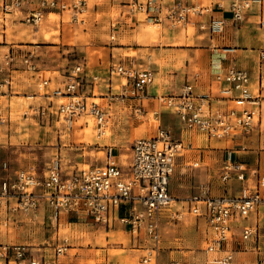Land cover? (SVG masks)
Returning <instances> with one entry per match:
<instances>
[{"label":"built area","instance_id":"2783aa9c","mask_svg":"<svg viewBox=\"0 0 264 264\" xmlns=\"http://www.w3.org/2000/svg\"><path fill=\"white\" fill-rule=\"evenodd\" d=\"M97 3H118L129 13H139L154 23L167 21L173 27L196 24L201 31L210 35L222 33L226 20H198L212 12L213 6L222 8V1H228L230 20L240 23L253 4L264 0H96ZM203 1H209L205 4ZM30 0H0V22L10 17H20V21L30 27H39L53 12L67 13L70 22H83L88 9V0H38L36 8L24 11ZM196 19V21H194ZM259 25L264 26V11ZM113 41L117 31L116 21L110 23ZM33 53L18 47H10L0 55V95L8 93L14 84L15 65L19 63L23 73H32L37 79L36 87L43 92L50 105L38 106L32 112L39 119L50 121L51 117L65 131L82 121L83 127L90 119L97 138L109 130L112 105L124 100L134 101V113L141 114V101L147 96V87L153 83L154 73L148 69L112 66L110 74L123 79L118 94L108 93L102 97L105 106L91 97L80 93L87 78L97 82L96 75H88L85 66H74L65 81L54 86L50 78H43L32 60ZM214 92L200 93L191 84H184L176 94L152 96L157 105L177 116L181 128L195 131L209 139L232 140L241 136L260 119V106L264 102V49L258 53V71L252 81L250 73L235 66L214 74ZM55 107L51 110L53 101ZM222 103V104H221ZM158 123L153 137H140L130 146L128 161L120 163L112 155L114 147L104 145L103 165H87L69 175L62 176L58 158L49 162L41 173L33 167L9 173L6 162L0 164V210L7 213L6 220L14 221L9 215L26 214L44 204L50 213L52 223L59 214L83 215L97 226L110 229L114 223L128 228L133 238L142 232L148 241L143 248L138 264H161L158 260L160 231L159 221L163 214L170 220L181 221L184 211L175 208L181 202L187 205L186 212L201 218L209 231L205 252L212 254L220 250L233 237V222L246 219L260 205L264 204V175L251 172L254 183L233 196L212 197L207 189L200 194L178 200L168 192L169 179L173 173L175 157L184 146L181 141H171L168 132L159 125V112H151ZM25 115V113H24ZM6 116L0 108V125ZM230 152L220 171V181L234 178L246 181V168L230 161ZM240 239L244 242L259 236L257 225H243ZM68 240L63 238L52 248H37L36 251L25 244H0V264H74L66 258ZM166 264H182L176 259ZM211 264H234L233 254L228 252Z\"/></svg>","mask_w":264,"mask_h":264},{"label":"rangeland","instance_id":"374dc122","mask_svg":"<svg viewBox=\"0 0 264 264\" xmlns=\"http://www.w3.org/2000/svg\"><path fill=\"white\" fill-rule=\"evenodd\" d=\"M58 19V16L50 15L47 22L39 27L23 26L22 30L29 31L30 37L34 39L29 44L38 46L27 50L33 53V63L42 71V76L50 78L52 83L56 79L57 81L65 79L74 66L78 64L85 66L87 74L96 75L99 80L91 82L87 78L83 81L80 93L99 98L94 101L105 106L102 97L108 93L118 94L121 90L120 84L124 82L119 76L110 74L112 66L117 62L111 61L112 52L107 49L112 45L108 44L110 40L107 29H85L84 26L53 29ZM180 30L171 29V31ZM144 31L148 34L157 33L156 35H158L160 33L164 36L163 29H159L158 26L144 29ZM165 31L168 32V29ZM185 31L188 37L194 34V29L189 25ZM185 31H180L177 35L185 34ZM140 33L139 30L127 32L124 35L126 40L123 42L132 47L146 49V51L136 54V50L129 49L124 51L126 52L124 55L127 54L131 61L141 69L158 73L155 74L151 84L157 86L161 75L162 78L163 76L166 78L173 71H177L178 65L175 67L177 63L175 65L173 63L180 61L181 57L175 51L160 49V44L167 49L184 46L180 43L164 46L167 43L156 41L155 38H149L147 34L141 35ZM45 35L48 36L47 39H44ZM140 41L141 43L149 41V44H141ZM166 83L168 84V82ZM12 90L11 96L13 97L10 101L8 100L10 109L6 114L4 110L7 120L0 125V141L2 143L0 144V164L6 162L10 174L29 167H33L37 173H41L55 158H58L62 174L65 175H69L79 168H86L87 165L100 166L105 163L104 155L101 152L104 145L113 146L117 151L114 150L112 155L118 153L119 162L125 163L128 161L130 146L135 139L154 136V129L158 123L153 119L151 112L158 111L159 125L168 132L171 141L178 142L182 138L185 144L187 141L196 142L194 149H184L181 151L183 156L177 158L170 177V192L172 190L181 193L177 194L179 196L187 197L198 194L199 189L209 190L211 185L217 187L220 184L218 178L220 168L216 162L218 161L216 156L221 155L222 147L225 146L224 142L212 143V146H216L214 150L213 147L209 148V143L206 144L205 136L181 132L176 116L168 113L164 107L156 105L151 100L144 101L141 114L134 113V101L124 100L112 105L109 111L108 135L97 138L92 122H89L90 126L85 130L82 121H79L71 131L61 129L60 131L57 124L38 119L32 111L39 104H45L47 100L40 95L43 91L39 90L31 80H20ZM159 93L156 91L157 95H165ZM6 101V98H0V108L7 109L5 108ZM259 116L262 122L261 132L257 137L258 142H261L264 141V108L260 111ZM257 128L259 129V127ZM205 145L207 148L204 151H215L216 154L212 156L213 154L210 152L202 156L199 153L200 160L204 159L203 162L199 161L197 165L189 163L191 159L197 158L198 151ZM259 209L261 212L259 218L262 220L260 226H257L259 234H264V205H260ZM46 218V213L43 215L42 210H39L32 219L33 221L17 223V227L13 228V226L7 230L0 228V237L7 234L10 238V241L7 242L25 244L36 251L37 248H52L63 238L68 240V245L75 246L72 245L73 241L71 242L72 234L80 235V237L88 236V241L84 245H76L77 248H88V253H90L88 263L79 262L78 264H138V252L134 250L132 242L129 243L130 236L123 230L116 228L115 231L107 232V229L103 230L96 225H88V228L80 226L78 229V225L66 223H61L59 228L57 224L51 225ZM182 224L181 222L177 224L175 234L164 233L161 245L163 248L177 246L184 252H192L191 254L182 253L181 256H178L183 257L188 263L192 262V257L197 261H203L206 259V254L203 251L205 247L203 224L198 223L199 227L195 230L191 219L186 220V223L183 224L184 228ZM195 225L197 226V224ZM102 242L103 245H101ZM262 242H264V236H262ZM250 245L252 243L247 244V246ZM96 249L106 251H95ZM74 252L76 251H72V253ZM92 253H96L95 256ZM162 254L166 256V253Z\"/></svg>","mask_w":264,"mask_h":264},{"label":"crops","instance_id":"0c3cea01","mask_svg":"<svg viewBox=\"0 0 264 264\" xmlns=\"http://www.w3.org/2000/svg\"><path fill=\"white\" fill-rule=\"evenodd\" d=\"M38 0H30V3L26 6H24L23 10H32L36 8ZM203 3L207 4L209 1H203ZM264 11V1L259 4H253L251 6V9L246 13L245 18L240 23H235L230 20L231 14L228 8V1H222V8L213 6L212 12L208 15L200 17L198 20L207 22L209 19H225L226 24L225 27L220 34L210 35L207 31H201L199 30V27L196 24H191V26L194 29V34H192L190 37L186 35V27H173L171 26L167 21H162L160 23L154 24L150 21H148L144 15L139 13H129L127 9L121 7L118 5V3H114L113 6L110 5L109 2H102L97 3L96 0H88V9L85 12V14L82 17L83 22H70L69 16L67 13H62L57 15V13L53 12L55 16H58L59 19L57 23L55 24V28L53 29H66L67 27H74V26H84L85 29H107L108 38L111 34L110 29V23L112 21H116L117 25V31L115 32V36L113 41L110 40L108 44L110 45L112 58L111 61H116V65H124L126 67H133V68H139L136 66L134 62L131 61V59L127 56V54L124 55V51H127L129 49L136 50V54L139 52L146 51V49H139L136 47L130 46L128 43L123 42L126 40L125 34L130 31L139 30L141 31V35L149 36V38H155L156 41H161L162 43H167L164 46H171L175 43H180L184 47H179L175 49H167L163 48L160 44V49L164 51H175V53L179 54L180 61H176L173 63L175 67H177V71H173V73L170 76H166V78H159L160 81L157 84V86L149 85L147 87V96L141 101V105L144 108V101L151 100L155 102V100L152 98V96H156V91L160 92L161 94L165 95H173L176 94L179 89L184 84H191L194 87V90L196 92L200 93H207V92H214L216 84L214 82V74L218 72L224 71L229 66H235L240 69H244L248 71L252 77V81H254V78L257 75L258 71V53L260 50L264 49V26L259 25V19L261 12ZM196 21V19L194 20ZM47 19L44 20L43 23H46ZM150 25L158 26L159 29H163L162 36L160 33L158 35L147 33L144 31V29H150ZM23 26H27L23 24L20 21V17H10L9 19H6L2 22H0V55L4 53L7 49L10 47H18L23 51L31 50L33 48H36L38 46L30 45L29 42L34 41L33 38H31V34L29 31H24L22 29ZM48 28L47 26H45ZM153 28V27H152ZM165 29H168V32L165 31ZM171 29H182L180 31L184 32L181 33L179 36L180 31H171ZM156 35V36H155ZM187 40V42H184ZM180 41V42H175ZM141 43V41H140ZM128 44V45H126ZM141 44H149V41H142ZM110 61V60H109ZM135 61V60H134ZM102 62V61H101ZM16 71L13 72L14 74V84L9 90L8 93H5L3 95H0V98H6L7 105L5 108L2 109V112L5 114L8 113L10 109V102L8 103V100L10 101L13 96V88L16 87V84L20 82V80H31L32 83L36 86L37 79L33 76L32 73H23L21 70L23 67L17 63L15 65ZM173 70L174 67H173ZM154 73V71H153ZM155 74L158 73H154ZM160 75V74H159ZM43 78H47V76L43 75ZM65 79H60L57 81L55 80L54 86L61 85ZM168 82V84L166 83ZM176 92V93H175ZM159 93V94H160ZM93 100L99 99L95 97H91ZM46 99V98H44ZM47 100V99H46ZM56 101L54 100L51 106V110L55 107ZM264 103V102H262ZM261 103L260 111H262V108H264V104ZM157 105V103L155 102ZM222 104V103H221ZM47 105H50V102L47 100L45 104H39L38 106H44L47 107ZM37 106V107H38ZM168 113L173 114L169 110L166 109ZM174 115V114H173ZM176 116V115H175ZM177 118V116H176ZM39 119V118H38ZM179 128L181 132H189V133H196L195 131H186L181 128L180 122L177 118ZM48 122V121H47ZM51 123L57 124V128L60 130L65 131L61 125H59L57 122H55V118L52 116L50 121ZM261 118L259 119V122L253 126L250 131L247 133L235 137L232 140H217V139H209L205 136L206 144L209 143V148H212L215 150L216 146H212V143H219L224 142L225 146L222 147L221 155L218 154L216 156V159H218L219 168L221 171V168L223 164L225 163L228 153L230 152V161L232 163H238L243 165L246 168V181L240 182L234 178L230 179L226 183H222L220 181V184L217 185V187H214L211 185L210 189L208 190L209 196L212 197H221V196H233L240 193V191L245 187H251L254 183V177L251 175L252 171H255L259 175H264V141L258 142V134L261 132ZM90 126V125H89ZM259 127V129L257 127ZM60 130V131H61ZM202 135V134H200ZM204 136V135H203ZM182 142V145L184 149H194L195 141H187L186 144L183 142L182 138L180 139ZM247 143V144H244ZM0 144L1 141H0ZM103 148V147H102ZM207 148L205 145L203 149L198 151L197 158L191 159L189 163H192L193 165H197V163L203 162L204 159L200 160L199 153L204 156L205 154H208L212 152V156H214L216 153L215 151H204ZM221 149V148H220ZM219 149V150H220ZM114 150H116L114 148ZM117 151V150H116ZM102 152V150H101ZM118 159L119 154L117 153L115 155ZM183 156V153L180 152L175 157V163L178 157ZM208 156V155H207ZM211 156V155H210ZM188 163V162H186ZM175 167V165H174ZM62 176H66L65 174H62ZM220 176V172H219ZM218 176V178H219ZM220 179V178H219ZM200 189L199 193L200 194ZM168 192L169 194L178 200L186 199L187 197L179 196L177 194H181L178 192H174L171 190L170 192V179L168 183ZM196 194V195H198ZM260 194L264 195V189L260 190ZM195 196V195H192ZM264 205V204H262ZM187 208V205L184 203H179L177 207L175 208L178 211H184L185 216L181 221H174L170 220L166 214H163L159 221V231H160V241L158 244L159 251H158V260L162 264H166L171 259H176L182 262V264H211V261L213 259H218L222 257L224 254L231 252L233 254V261L234 264H264V242H262V236L264 234H259L258 238L255 240L250 241H242L240 239V229L243 225H258L260 226V221L262 219L259 218L260 215V206L252 212L246 219H238L237 221L233 222V237L231 240H229L226 244L223 245V247L218 250L217 252H214L212 254L205 252V247L203 249L204 253L206 254V259L203 261H197L194 257H192V262L188 263L183 257L181 256L182 253L185 254H191L192 252L189 251H182L177 246H167L166 248H163L161 245V239L162 235L165 233L168 234H175V228L179 222L186 223L187 219L193 220V229L198 228V223L203 224V231H204V242L206 246V241L208 239L209 231L207 230V226L205 222L201 218H195L188 214L185 210ZM42 210L43 215L46 213V219L48 222L52 225L57 224L60 228L61 223H66L68 225H78L80 229V226H87L88 225H95L91 222L90 219L85 218L83 215L75 216L74 214H65L60 213L59 218L56 223H52L50 219V213L47 207L44 204H40L35 210L30 211L26 214L23 213H17L14 216L9 215V217L12 219H15L14 221H7V213L4 212V210H0V228L8 229L10 227H17V223H23V222H30L33 221L35 214ZM262 210V209H261ZM182 224L183 228L184 225ZM197 224V226L195 225ZM97 226V225H96ZM101 227V226H99ZM83 228V227H82ZM103 230V227H101ZM116 228L123 230L125 233H127L130 237L128 238L129 243L132 242L133 248L137 254V258L139 260V257L141 256L143 252V248L148 246V241L141 232L139 237L133 238L128 232V228L125 226H121L118 223H114L110 229H107V232L115 231ZM112 229V230H111ZM193 231V230H192ZM73 241L71 246L69 244V249L66 254V258L73 261L74 264H78L79 262L88 263V256L90 253H88V248H77V244L84 245L88 241V236H75L71 235ZM199 240V239H198ZM10 241L9 235H4L3 237H0V244H20V243H11L7 242ZM174 241H176V238H174ZM75 243V244H74ZM106 243V241H105ZM248 243H252V245L247 246ZM104 243L102 242L101 245ZM167 250V251H166ZM180 250V251H178ZM72 251H76L72 253ZM95 251H101L105 252L104 249H96ZM162 253H166V256ZM95 254L96 253H92ZM105 254V253H104ZM108 254V253H107ZM105 256V255H103ZM166 258V260L164 259ZM138 263V262H137Z\"/></svg>","mask_w":264,"mask_h":264},{"label":"bare ground","instance_id":"6f19581e","mask_svg":"<svg viewBox=\"0 0 264 264\" xmlns=\"http://www.w3.org/2000/svg\"><path fill=\"white\" fill-rule=\"evenodd\" d=\"M150 26H151V27H155V25H150ZM47 38H48V36L45 35V36H44V39H47ZM86 121H87V125L85 126L84 130H85V129H88V128H89V122H92L89 118L86 119ZM104 135H105V136L108 135V130L105 131ZM105 136H104V137H105ZM98 254H99V253H98Z\"/></svg>","mask_w":264,"mask_h":264}]
</instances>
